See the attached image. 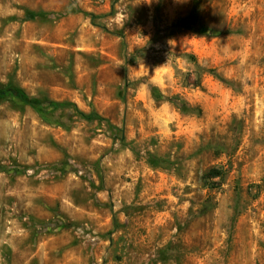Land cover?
<instances>
[{"label":"rangeland","instance_id":"1","mask_svg":"<svg viewBox=\"0 0 264 264\" xmlns=\"http://www.w3.org/2000/svg\"><path fill=\"white\" fill-rule=\"evenodd\" d=\"M0 264H264V0H0Z\"/></svg>","mask_w":264,"mask_h":264},{"label":"trees","instance_id":"2","mask_svg":"<svg viewBox=\"0 0 264 264\" xmlns=\"http://www.w3.org/2000/svg\"><path fill=\"white\" fill-rule=\"evenodd\" d=\"M201 29H200V33L203 35H206L207 29H205L204 27H201ZM1 94L6 96V97L17 98V99L21 100L24 104L29 105L33 109H38V108H41L43 106L41 102L29 100V99L25 98L21 93L15 91V90L14 91L13 90H7ZM174 100L175 99H170L168 101L174 103V102H176V100L175 101ZM45 104H46L47 108H51V109L64 108V107L69 105V104H65V103L59 104V103H53V102H46ZM80 116H82L88 120L92 119V115L85 116L83 114H80ZM224 176H225V173L222 170L217 169V168H210L203 175L204 185L210 191L218 190V189H220V182L223 180ZM215 180H220V182L217 183L218 185H211V184H214L211 182H213ZM249 191H252L251 187H250ZM206 203H209V201H206Z\"/></svg>","mask_w":264,"mask_h":264},{"label":"clouds","instance_id":"3","mask_svg":"<svg viewBox=\"0 0 264 264\" xmlns=\"http://www.w3.org/2000/svg\"><path fill=\"white\" fill-rule=\"evenodd\" d=\"M167 63H168V61H167L163 66L157 67V68L155 69V71H154V74L156 73V71H157L158 69H162V68H164V66H165ZM142 67H143V69L146 70L147 73H148L147 68H145V67L143 66V64H142ZM139 70H140V69H139Z\"/></svg>","mask_w":264,"mask_h":264}]
</instances>
